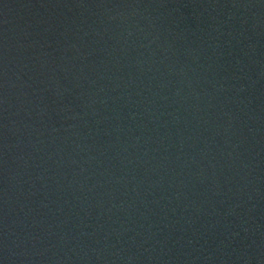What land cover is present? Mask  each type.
Instances as JSON below:
<instances>
[{
    "label": "water",
    "instance_id": "1",
    "mask_svg": "<svg viewBox=\"0 0 264 264\" xmlns=\"http://www.w3.org/2000/svg\"><path fill=\"white\" fill-rule=\"evenodd\" d=\"M49 264H264V0H5Z\"/></svg>",
    "mask_w": 264,
    "mask_h": 264
}]
</instances>
